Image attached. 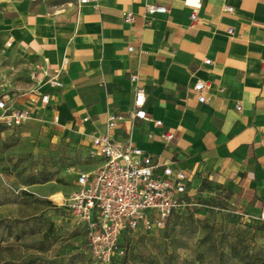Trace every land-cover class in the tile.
<instances>
[{
    "label": "crops",
    "instance_id": "0c3cea01",
    "mask_svg": "<svg viewBox=\"0 0 264 264\" xmlns=\"http://www.w3.org/2000/svg\"><path fill=\"white\" fill-rule=\"evenodd\" d=\"M0 12L27 73L0 95L30 109L25 123L84 152V167L102 161L89 157L94 135L132 142L187 173L193 204H226L262 226L264 243V0H0ZM139 86L149 119L133 117ZM111 113L125 115L114 129Z\"/></svg>",
    "mask_w": 264,
    "mask_h": 264
},
{
    "label": "rangeland",
    "instance_id": "374dc122",
    "mask_svg": "<svg viewBox=\"0 0 264 264\" xmlns=\"http://www.w3.org/2000/svg\"><path fill=\"white\" fill-rule=\"evenodd\" d=\"M26 76L0 12V91L21 90ZM88 163L42 124L0 129V264H93L86 231L66 207L78 172L101 166ZM261 228L226 204L198 201L161 230L129 234L127 253L114 264H264Z\"/></svg>",
    "mask_w": 264,
    "mask_h": 264
},
{
    "label": "built area",
    "instance_id": "2783aa9c",
    "mask_svg": "<svg viewBox=\"0 0 264 264\" xmlns=\"http://www.w3.org/2000/svg\"><path fill=\"white\" fill-rule=\"evenodd\" d=\"M231 11L232 6H227ZM148 14L166 13L164 5L149 4ZM126 22H132L135 14L126 11ZM195 21L196 12L191 14ZM233 32L231 28L229 30ZM211 60L207 59L206 63ZM135 81L136 76H131ZM208 82L198 80L194 90L200 102L207 98L203 91ZM146 92L139 86L133 100V117L149 119L145 109ZM241 109V105H237ZM31 117L29 108H15L0 95V128H16ZM125 120L122 113L108 116V128L114 129ZM162 125V120H155ZM166 141L174 137L173 132L163 134ZM89 157L102 160L96 170H80L77 188L67 198L66 207L73 223L86 231L93 264H114L122 258L127 248L126 234L139 235L165 228L169 218L178 210L193 205L186 197L187 173L162 162L151 153H145L130 141H122L109 133L94 135Z\"/></svg>",
    "mask_w": 264,
    "mask_h": 264
},
{
    "label": "trees",
    "instance_id": "16d2710c",
    "mask_svg": "<svg viewBox=\"0 0 264 264\" xmlns=\"http://www.w3.org/2000/svg\"><path fill=\"white\" fill-rule=\"evenodd\" d=\"M3 129H5V128H3ZM189 207H190V206H189ZM186 208H187V207H186ZM184 209H185V208H184ZM179 211H180V210H178L177 212H179ZM175 213H176V212H175ZM175 213H174V214H175ZM172 216H173V215H172ZM172 216H171V217H172ZM171 217H170V218H171ZM170 218H169V219H170ZM167 222H168V221H167ZM160 230H161V229H160ZM149 233H153V232H149ZM149 233H141V234H139V235H142V234H149ZM129 237H130L129 234H126V236H125V238H124V244H125L126 248H127V239H128ZM126 253H127V252H126ZM124 256H125V255H124ZM124 256H123V257H124ZM123 257H122V258H123ZM122 258H119V259H122Z\"/></svg>",
    "mask_w": 264,
    "mask_h": 264
}]
</instances>
